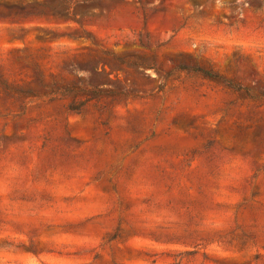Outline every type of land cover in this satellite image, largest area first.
Segmentation results:
<instances>
[{"label": "rangeland", "instance_id": "obj_1", "mask_svg": "<svg viewBox=\"0 0 264 264\" xmlns=\"http://www.w3.org/2000/svg\"><path fill=\"white\" fill-rule=\"evenodd\" d=\"M0 264H264V0H0Z\"/></svg>", "mask_w": 264, "mask_h": 264}, {"label": "trees", "instance_id": "obj_2", "mask_svg": "<svg viewBox=\"0 0 264 264\" xmlns=\"http://www.w3.org/2000/svg\"><path fill=\"white\" fill-rule=\"evenodd\" d=\"M91 39V38H88ZM118 62L125 64L122 59H117ZM128 64V63H127ZM130 65V64H128ZM179 71H183L186 73H193L200 75L206 79H209L211 81L217 82L219 84H222L223 86L232 89L235 92H242L248 93V89L240 86L239 84L234 83L233 81L227 80L220 75L203 69L199 67H178ZM41 87L47 90L44 96H49L52 98H68L71 99L70 103L68 104V110L74 113L79 114L82 110V108L89 102L92 101H98L102 99H114L118 94L115 93L112 90H106L103 88H86L82 85H67V86H53V87H47L41 84ZM24 93L26 95H30L33 97H39L40 94L34 92V91H27V92H20ZM79 96H83L84 100H77Z\"/></svg>", "mask_w": 264, "mask_h": 264}]
</instances>
